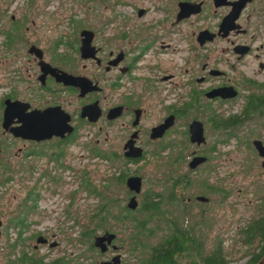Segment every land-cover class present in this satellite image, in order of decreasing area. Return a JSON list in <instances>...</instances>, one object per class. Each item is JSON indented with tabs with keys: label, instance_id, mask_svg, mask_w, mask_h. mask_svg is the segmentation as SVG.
Listing matches in <instances>:
<instances>
[{
	"label": "flooded vegetation",
	"instance_id": "obj_1",
	"mask_svg": "<svg viewBox=\"0 0 264 264\" xmlns=\"http://www.w3.org/2000/svg\"><path fill=\"white\" fill-rule=\"evenodd\" d=\"M16 1L0 0V174L22 168L28 172L32 199L27 206L33 213L38 212L43 190L48 201L62 198L66 214L55 220L72 224L64 239L75 235L74 221L82 219V214L73 216L71 208L81 212L77 201L83 192V163L72 165L68 158L98 161L101 144L108 145L113 178L123 175L125 207L131 198L138 206L152 198L161 206L173 201L186 223L193 206L206 207L214 195L222 202L228 198L231 174L225 165L231 141L252 157L244 159L247 173L254 170L255 160L264 172V157L255 145L264 149V107L263 112L244 117L251 98L256 99L253 106H264V0H159L151 17L148 9H136V18L146 21L139 25L120 22L116 11L113 17L112 0L106 22L94 25L72 14L64 20L65 26L60 21L50 27L59 34L49 48L44 47L51 38L41 35L39 40V33L31 28L37 15L50 13L48 7L41 10L32 6L33 0H24L29 13L21 12L20 17L19 3L13 5ZM228 16L230 29L225 33L221 24ZM30 35L35 39L30 40ZM19 46L25 48L22 55ZM31 48L37 51L30 53ZM229 89L236 92L234 98L227 96ZM241 98V112L227 115L224 107L236 106ZM20 106L28 107L23 112ZM46 110H51L61 135L41 141L15 136L24 115ZM236 115L241 124L231 129L226 123ZM246 124L237 138V130ZM74 148L79 152L73 154ZM134 148L137 157L130 154ZM147 159L161 162V171L152 179L140 173ZM26 160L28 167H19ZM38 160L44 162L40 167ZM132 177L141 179L138 194L127 188ZM68 179L76 185L69 194ZM17 238L16 233L14 241ZM38 238L45 242L37 244ZM29 242L31 254L20 245L13 260L25 253L26 259L43 264H78V259L72 262V257L58 255L56 234H36ZM112 245L104 253L95 248L101 259L88 264L110 262L118 254Z\"/></svg>",
	"mask_w": 264,
	"mask_h": 264
},
{
	"label": "rangeland",
	"instance_id": "obj_2",
	"mask_svg": "<svg viewBox=\"0 0 264 264\" xmlns=\"http://www.w3.org/2000/svg\"><path fill=\"white\" fill-rule=\"evenodd\" d=\"M159 0H113V17L115 16V11L119 14L120 22L124 21L126 23H131L135 25H139L140 23H146L145 18L138 19L136 18L135 11L137 8H146L149 10L150 17L153 15V8L158 4ZM24 0H17L14 2V6L19 3L20 13H16L17 16L23 17V15H27L29 11L26 7H23ZM112 0H33V7L39 8L42 10L43 7H48L47 12H54V14H46L43 16L37 15L35 18V25L29 27L33 30H37L39 36L36 38L40 40L39 37L44 35V39L51 38L49 45H46L49 48L51 46V41L54 37L58 36L59 30L54 31L49 30L50 27L56 25L57 22L62 21V27L66 25L68 17L72 14L75 17L79 18H88L94 25L98 22H106L109 18L110 8ZM117 2V4H116ZM89 9V13L86 10ZM71 9V11H70ZM153 10V13H151ZM21 12H26L21 14ZM29 16V14H28ZM51 16V18H49ZM66 19V20H65ZM65 20V21H64ZM114 22V21H113ZM64 31V29H61ZM36 33V32H35ZM30 40H34L31 35L29 36ZM218 48V47H217ZM19 53L24 54L25 48L23 46H19ZM219 49V48H218ZM26 53V52H25ZM254 68V66H252ZM247 73L249 70L243 69ZM244 99H237L235 101L236 106H226L224 110L230 114H236L241 112L243 108L242 103ZM261 122V121H260ZM258 124V123H257ZM259 125V124H258ZM239 128L236 132L237 138L242 137V130L246 131V127ZM249 127V126H248ZM241 144L236 141H231L229 150L231 152L229 156V162L225 165L227 168L226 171H229L231 176L229 177V195L228 198L222 202L220 197H216V195L212 196V202L208 205H196L190 209L191 217L189 218V223L191 220L196 223L198 220L200 222H204L207 226L205 229L206 232V248L207 250L213 249L216 244L221 242L222 250L227 255L228 259H230L231 264H247L250 260V256L252 254V249H247V247L242 244L243 240V231L251 225V223L259 220L264 216V172L259 166V163L255 160V168L251 171V174L247 173V164H244V159L251 158L249 154H244L241 148ZM241 148V149H240ZM75 152H79V150L73 149ZM100 151L104 154L108 153V145L101 144ZM71 159L68 162L72 165H82L84 168V173L81 175V180L89 179L93 188L99 189L102 184L108 179V176L115 174L113 171V160L107 161L99 159L98 161H92L91 158H83L78 159V157L68 158ZM28 160L21 162L20 165H24L23 167H28ZM159 160H151L147 159L146 168H143L140 173L146 175L148 179H152L154 175H157L160 172L161 168L159 166ZM161 163V162H160ZM257 163V164H256ZM37 166L40 167L44 164L42 160L37 161ZM246 166V167H245ZM22 168V167H21ZM20 168V169H21ZM131 170H134L136 166H130ZM23 169V168H22ZM19 170L13 174H0L1 178H5L7 176H11L12 179L8 183L4 185H0V248L4 249L2 255H0L1 264H7V245L14 242V238L16 235V230L9 229L8 237L6 239L5 228L9 226V220L13 216H15L19 209H21L22 205L25 203L28 192L32 186V182L30 180V175L27 171ZM128 171V170H127ZM66 178H70V174H65ZM114 181V180H113ZM69 182V179L68 181ZM114 184V183H113ZM83 181L80 185V189H84ZM76 187L75 184H69L66 186V191L69 194V191ZM113 187V195L116 193L117 197H120L122 201H120L121 206H125V202L123 203V199L125 198L126 191L121 190V187ZM147 188V184L145 189ZM154 191H158V185L152 186ZM83 191V190H82ZM43 192L45 194H43ZM41 192L43 195L39 202L37 203L38 212H28L27 223H31L33 221H37L38 223H33L28 227L27 230L23 232L24 241L20 245L24 248V251L31 254V242H29L30 238L36 234H46L50 237V235L56 234L57 239L60 242V249L57 250L58 255H64L68 258L72 257V262L75 259H78V264H88L93 261H99L101 256L97 254L95 250H87V244H82L79 241L80 234L78 235L77 231H81V228L78 229L73 228L72 233L75 235L72 236L73 239L78 240L75 247L66 243L65 232L69 233V228H72L71 223H60L55 220V218H61L65 212L64 201L59 196L56 198H47L46 191L43 190ZM81 200L77 201L78 209L81 212L76 213L75 207L73 209V213L81 215L82 219L80 220V224L89 223L90 216L92 215V209H95L98 205V199L95 196H88L85 192L80 193ZM221 200V201H220ZM67 204V201H66ZM29 207V206H28ZM204 208V209H203ZM203 209V210H202ZM24 210V209H23ZM64 210V211H63ZM115 213V211H114ZM49 215V217H47ZM68 215H70L68 213ZM190 216V215H189ZM89 225V224H88ZM59 227V230L57 229ZM190 228V227H189ZM102 233L101 231L97 232V235ZM113 233H115L116 238L114 244L118 247L116 250L118 254L121 256V264L133 263L134 258L129 253V242L128 236L126 232L123 231L122 225L113 221ZM78 235V236H77ZM77 236V237H76ZM9 239V240H8ZM19 245V246H20ZM46 248L42 247L39 252H45ZM254 251L253 253L257 252ZM54 253L56 251H53ZM89 256L91 259H85L80 257ZM64 264V263H63ZM70 264V263H69Z\"/></svg>",
	"mask_w": 264,
	"mask_h": 264
},
{
	"label": "trees",
	"instance_id": "obj_3",
	"mask_svg": "<svg viewBox=\"0 0 264 264\" xmlns=\"http://www.w3.org/2000/svg\"><path fill=\"white\" fill-rule=\"evenodd\" d=\"M248 101L251 105L247 106L244 117L258 111L263 112L264 106H253L256 99L251 98ZM226 124L231 129L237 128L241 124V118L238 115L231 116ZM101 155L102 160L110 161L107 154L101 152ZM10 179H12L11 176L1 178L0 185L8 183ZM114 186L121 187V190H125L127 193L123 175H119L115 179L113 174L110 178L108 176L99 189L93 188L89 179H83V192L98 199L97 207L92 209L89 225L85 222L80 224V221H74V226L81 228L79 241L82 244H87V250L96 251L93 247V237L97 235L98 231L113 233V221H115L122 225L123 231L128 236V251L134 258L132 264H231L230 259L222 250L221 242L216 244L213 249L207 250L205 244L206 224L200 220L196 223L192 220L186 223L179 205L170 201L168 205L161 206L158 200L152 198L142 202L132 211L121 206V198L117 197L116 193L113 195ZM31 199L32 194L29 191L22 208L14 217L10 218L9 226L5 228L6 239L9 229L16 230L18 235L14 242L7 245V264H43L41 260L26 259L25 253V257L17 262L12 259V256L16 255V247L21 244L23 232L34 223H27L26 220L28 212H32V207L27 206ZM242 233V244L247 249H252L247 264H256L264 257V216L251 223ZM66 240L72 247H75L78 241L72 237H67ZM116 240L118 239L116 238ZM0 250L4 251L2 248ZM256 250L258 251L253 253ZM3 251H0V255Z\"/></svg>",
	"mask_w": 264,
	"mask_h": 264
},
{
	"label": "water",
	"instance_id": "obj_4",
	"mask_svg": "<svg viewBox=\"0 0 264 264\" xmlns=\"http://www.w3.org/2000/svg\"><path fill=\"white\" fill-rule=\"evenodd\" d=\"M240 6L243 7L244 4L242 3ZM181 15H182V12H180L178 17L181 18L182 17ZM229 17L230 16H228L221 24V28L225 31V33H228V30L230 29L227 26ZM33 50L37 51V49L31 48L30 53H33L34 52ZM226 93L229 98H234L236 96V92L235 91L232 92L231 89H229L228 92L226 91ZM211 96H214V95H211ZM20 107H21V110H23L24 112L28 106H20ZM10 110H11L10 106L9 108L8 107L6 108L5 116L7 115V113H9ZM52 116L53 115L51 113V110L32 111L24 115L21 120V126L19 127V129H17V132L14 133L15 136L22 137L27 140L41 141V140L48 139L53 135H61L60 128L54 124ZM255 145L259 152V155L264 157V154H263L264 149L260 146V143H255ZM130 152H131L130 154L132 155V157L139 156V154H136V155L134 154L135 148L131 149ZM263 167H264V164H263ZM126 184H127V188L130 191H134L136 194L140 192V189H141V179L140 178H136V177L129 178L127 179ZM137 206H138V203L135 200V198H131L130 201L126 205V208L134 211L137 208ZM115 239H116V235L114 233L106 232L105 234L101 236L94 237L93 247L98 249L101 253H104L105 251H107L108 247L112 245ZM41 240L42 238H38L37 244L41 243ZM42 241L45 242V240H42ZM53 246L54 245H50V247H53ZM112 249L117 250L118 248L117 246L112 245ZM100 264H121V256L120 254H117L112 258L110 262H101ZM256 264H264V257L261 260H259V262Z\"/></svg>",
	"mask_w": 264,
	"mask_h": 264
}]
</instances>
